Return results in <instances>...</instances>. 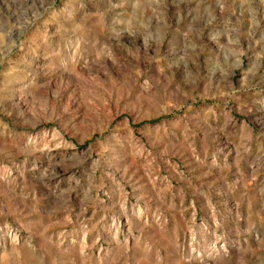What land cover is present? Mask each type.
Segmentation results:
<instances>
[{"label":"rangeland","instance_id":"obj_1","mask_svg":"<svg viewBox=\"0 0 264 264\" xmlns=\"http://www.w3.org/2000/svg\"><path fill=\"white\" fill-rule=\"evenodd\" d=\"M0 264H264V0H0Z\"/></svg>","mask_w":264,"mask_h":264}]
</instances>
